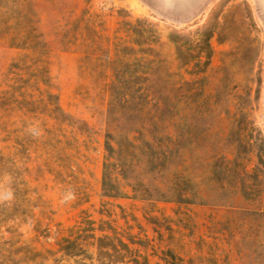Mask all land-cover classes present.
Instances as JSON below:
<instances>
[{
  "label": "rangeland",
  "instance_id": "374dc122",
  "mask_svg": "<svg viewBox=\"0 0 264 264\" xmlns=\"http://www.w3.org/2000/svg\"><path fill=\"white\" fill-rule=\"evenodd\" d=\"M177 2L0 0V264H264V0Z\"/></svg>",
  "mask_w": 264,
  "mask_h": 264
},
{
  "label": "trees",
  "instance_id": "16d2710c",
  "mask_svg": "<svg viewBox=\"0 0 264 264\" xmlns=\"http://www.w3.org/2000/svg\"><path fill=\"white\" fill-rule=\"evenodd\" d=\"M106 189V185H103V190ZM115 193H119V189L116 188L115 190L112 189ZM108 196H112V192L107 190L106 193ZM90 238L94 239V236H90ZM97 243V250L100 252L102 250L110 251L111 253L107 252L109 255L117 259L116 264H125L126 261V254H132V249L129 247V245L125 242H122L118 240V242H112L113 238H110L109 236H102L96 239ZM107 241V242H104ZM75 242H77L75 240ZM135 264H139L138 262H134ZM147 264V263H145Z\"/></svg>",
  "mask_w": 264,
  "mask_h": 264
},
{
  "label": "crops",
  "instance_id": "0c3cea01",
  "mask_svg": "<svg viewBox=\"0 0 264 264\" xmlns=\"http://www.w3.org/2000/svg\"><path fill=\"white\" fill-rule=\"evenodd\" d=\"M190 1V3L188 5H186L185 3L183 2H177L175 4H173V8L175 11L177 12H182L183 10H185V8L187 7H191V6H196L199 4V6H207L210 2V0H188ZM167 3H164V5H166ZM186 5V6H184ZM167 7L164 6V10H166Z\"/></svg>",
  "mask_w": 264,
  "mask_h": 264
}]
</instances>
